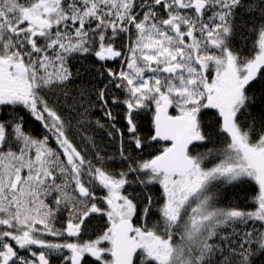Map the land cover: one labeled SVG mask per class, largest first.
Listing matches in <instances>:
<instances>
[{
    "label": "snow or ice",
    "instance_id": "1",
    "mask_svg": "<svg viewBox=\"0 0 264 264\" xmlns=\"http://www.w3.org/2000/svg\"><path fill=\"white\" fill-rule=\"evenodd\" d=\"M260 257L264 0H0V264Z\"/></svg>",
    "mask_w": 264,
    "mask_h": 264
},
{
    "label": "trees",
    "instance_id": "2",
    "mask_svg": "<svg viewBox=\"0 0 264 264\" xmlns=\"http://www.w3.org/2000/svg\"><path fill=\"white\" fill-rule=\"evenodd\" d=\"M237 196H240V198H242V197H243V194H242V193H238V192H236V193H234V192H229V193L227 194V199H228V200L235 201L236 198H237ZM261 260H264V257H260V258H258V262H257V264H260V261H261Z\"/></svg>",
    "mask_w": 264,
    "mask_h": 264
}]
</instances>
